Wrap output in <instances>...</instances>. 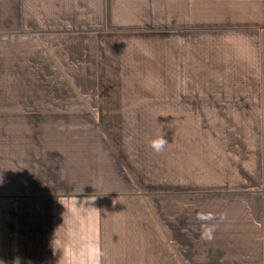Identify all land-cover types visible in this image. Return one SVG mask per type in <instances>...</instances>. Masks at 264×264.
Listing matches in <instances>:
<instances>
[{
  "label": "crops",
  "instance_id": "0c3cea01",
  "mask_svg": "<svg viewBox=\"0 0 264 264\" xmlns=\"http://www.w3.org/2000/svg\"><path fill=\"white\" fill-rule=\"evenodd\" d=\"M0 176L4 264H264V0H0Z\"/></svg>",
  "mask_w": 264,
  "mask_h": 264
},
{
  "label": "clouds",
  "instance_id": "9594fccd",
  "mask_svg": "<svg viewBox=\"0 0 264 264\" xmlns=\"http://www.w3.org/2000/svg\"><path fill=\"white\" fill-rule=\"evenodd\" d=\"M168 144L169 142L165 139V133L162 130L161 135L149 141V147L156 153L162 152ZM0 183H3L2 176H0ZM196 219L201 222L199 238L203 241H212L215 238L214 233L216 231V225L209 222L216 220L217 215L212 212H202L197 214ZM219 219L223 220L224 216L221 214ZM103 255L104 253L98 238L87 241L83 249V260L81 264H102ZM0 264H4V262L0 261ZM15 264H19V260H17Z\"/></svg>",
  "mask_w": 264,
  "mask_h": 264
}]
</instances>
